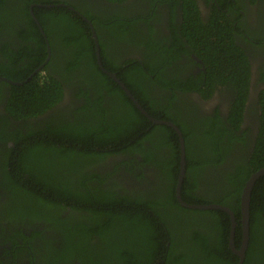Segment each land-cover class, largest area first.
Listing matches in <instances>:
<instances>
[{
	"label": "trees",
	"instance_id": "trees-1",
	"mask_svg": "<svg viewBox=\"0 0 264 264\" xmlns=\"http://www.w3.org/2000/svg\"><path fill=\"white\" fill-rule=\"evenodd\" d=\"M6 1L0 0V5ZM13 1L22 4V10L19 11L24 14L26 20H29L28 28H23L19 36L31 41L27 46L29 61L24 65L26 72L18 75L29 76L30 72L42 65L48 58L49 46L51 58L40 72L24 84L14 87L13 102L9 104L12 113L18 119L34 118L59 103L64 93L62 80L58 78V74H51L47 70L53 61L59 58L63 59V66L67 70L64 74H60L61 77L64 79L68 72H79V83L91 87L98 102H92L88 92H84V87H81L82 93H85L89 102L86 106L79 107L77 111L81 113L80 116L86 112L90 118L80 119L79 115L73 112L75 115L73 120L64 119L61 122L51 120L44 128L39 124L36 125L38 130L31 129L24 132L16 127L12 133V141L17 147H21V150L17 152L15 161L10 163L12 169L6 172L7 187L13 196L8 210L9 216L17 218L20 217L16 215L19 213H37L39 216L34 218L45 220L51 227L62 231L65 241L73 245L74 250L80 254L81 264H175L173 259L178 257H182L183 260L191 259L194 264H238L239 257L229 247L230 215L221 210L186 208L178 201L176 187L181 170V144L178 133L165 124H154L150 121L123 89L99 67L95 41L88 23L82 22V18L77 13L66 7L35 6L51 4V0ZM33 4H35L34 15L41 23L47 38L38 26L33 13L30 12ZM197 9L196 0H188L185 17L189 21L195 19L189 24L196 23L190 27L188 34L190 42H188L207 64L210 76L209 90L217 79L235 78L245 82L247 60L231 39L233 30L227 26L224 28V33L219 32L217 16L214 14L210 22L205 23ZM15 12L11 10L9 15L19 19ZM117 27L112 29L116 34L120 33V30H125L124 26ZM101 46V53L104 54L103 42ZM127 62V65L123 63L120 67L118 64L110 63L113 67L122 69L120 77L123 82L152 117L173 120L182 131L188 163L182 187L183 200L192 204L225 205L235 212L239 220L240 196L244 186L252 173L264 167V130L262 129L263 133L249 166L240 168L226 166L228 170L224 171L221 177L217 175L222 180L213 183L215 188L226 190L225 193L205 198L196 192L200 187L199 178L202 169H205L204 165L207 162L215 166V174L220 173L219 166L223 161H217L218 154L216 157L213 155V160L205 159L200 151H194L197 146L194 142L197 137L198 143L203 144L208 137L213 136L209 132L197 133V130L193 129L194 124L188 125V122L185 124L173 116H162L149 111L150 105H147V108L146 102L142 101V99L144 101L150 99L146 91L142 92L149 77L148 70L145 73L143 64L136 58H131ZM162 63L159 59L152 58L145 60L144 64L153 71L156 65ZM237 64L240 65V70L234 69ZM244 70L246 73H243ZM67 78L72 80L71 75L65 79ZM191 87L199 88L200 83H195ZM101 88L106 90L108 95H112L113 101H117L110 102V105H114L111 109L107 110L101 106L103 95H97ZM199 91L205 92L204 89ZM247 95V90L241 88L238 98L246 99ZM150 103L155 104V102ZM94 106L99 108V112L89 115L88 110ZM116 108L122 110L119 117L113 111ZM103 109L107 116L102 113ZM234 114L236 112L232 111V120ZM38 133L44 135L37 137L33 140L34 144L27 146L29 141L27 139L36 137ZM6 136L4 135L7 139ZM107 150L111 154L123 153L133 157L141 154L144 163L149 162L159 168L163 173L164 182L159 185L160 189L157 190L156 197L131 198L129 194L119 197L113 189L107 192L99 191L98 188L95 190L88 184L95 181V175H99L97 171L81 176L76 185L71 184L72 179L69 176L82 174V170L76 172L73 168L79 169L85 165L83 163H87V166H97ZM45 156L48 157L42 165V157L44 159ZM237 158L233 161V165L240 161L239 157ZM41 168L45 171H41ZM49 169L53 170V173H49ZM35 170L46 172L48 178L44 179L45 174L34 175L32 172ZM27 173H32L33 184L24 180ZM28 184H31L30 187ZM45 190L54 196L56 201L43 197L41 193ZM78 197L81 203L84 202L86 205L82 209L79 208L81 211H86L80 215V218L88 223L95 220L93 221L95 224L78 225L60 218L70 201ZM79 206V204L70 205L72 208ZM259 211L264 213V176L256 182L252 196L251 215L252 221L255 216L256 225L251 229V245L244 264H264V216H260ZM102 217L105 221L100 223ZM104 226L126 234L122 239L116 233L118 237L110 241L104 234ZM94 235L102 237L104 241L91 243ZM240 239L241 231L237 228L236 240ZM107 247L111 248L110 255L104 253ZM163 260L166 261L162 263Z\"/></svg>",
	"mask_w": 264,
	"mask_h": 264
},
{
	"label": "flooded vegetation",
	"instance_id": "flooded-vegetation-1",
	"mask_svg": "<svg viewBox=\"0 0 264 264\" xmlns=\"http://www.w3.org/2000/svg\"><path fill=\"white\" fill-rule=\"evenodd\" d=\"M51 2L56 5L52 8L66 7L77 13L82 18V22L88 23L94 38L93 26L100 45L103 42L104 54L101 53V59L104 57L102 63L105 69L116 73L122 81L123 79L120 77L122 69L113 67V64H118V67L123 63L127 65V61L131 58H136L143 64L145 73L148 70L149 77H147L142 92L146 91L150 99L146 101L141 99L146 102L147 108V105H150L149 111L152 113L154 111L162 116H173L185 124L188 122V125L189 123L194 124L193 129L197 130L196 132L199 134L211 133L213 137H208V140H205L203 144L198 143V138H195L194 143L197 146L194 151H200L208 160H213V155L216 157L218 154L217 161H223L219 166L221 172L215 174V166L206 162L205 169H202L199 178L200 187L196 192L205 198L224 194L226 190L215 188L213 183L222 180L219 177L228 170L226 166L231 168L249 166L263 133L262 129L264 130V96H262L264 92V0H196L197 12L205 23H209L215 14L219 19V32L224 33V28L227 26L233 30L231 39L247 60V73L246 70L243 71L246 73L245 82L235 78L217 79L210 90L207 64L189 43L190 27L196 23L189 24L195 19L189 21L185 17L188 0H51ZM34 5H31V13L34 12ZM40 5L42 4L35 6ZM22 7L21 3L17 4L13 0H7L3 5H0V264H81L80 254L74 250L73 245L65 241L62 231L51 227L50 223L45 220L34 218V216H39L37 213H19L16 214L20 216L17 218L10 217L8 214L13 196L7 187L6 172L12 169L10 163L15 161L17 152L21 150V147H17L12 141V133L16 127L21 128L24 132L37 129L36 125L38 124L44 128L51 120L60 122L64 119L73 120L75 118L73 112L78 114L80 119L90 118L86 112L80 116L81 113L77 111L79 107L86 106L89 102L84 92H88L92 102H98L95 99L94 90L79 83V72L66 74L65 78L71 75L72 80L61 77L60 74H64L67 70L63 66V59L59 58L54 60L47 69L51 74H58V78L62 80L64 93L59 103L51 110L34 118L18 119L12 113L9 104L13 102L14 87L27 82L48 63V61L44 62L30 72L29 76L18 75L22 74L21 72H26L24 65L29 61L27 46L31 44V41L19 36V32L23 28H28L29 21L19 11L22 10ZM11 10L16 11L15 14L19 19L9 15ZM38 26L42 31L41 23ZM117 26H124L125 30H120V33L116 34L112 29ZM33 48L35 49V46ZM152 58L163 62L156 65L153 71L144 64L145 60ZM236 68L240 70V65L237 64L234 69ZM109 78L111 77L109 76ZM111 79L116 82L113 78ZM195 83H200V87H191ZM81 87H84L83 93ZM241 88L244 91L247 90L246 99L238 98ZM200 89H204L205 92L199 91ZM97 95H103L101 106L107 110L114 106L110 105V102H117L113 101L112 95H108L102 88L98 90ZM14 102L16 101L14 100ZM150 102H155V104L151 105ZM105 109L102 113L107 116ZM113 111L118 117L122 114L120 108ZM232 111L236 112L233 120L231 119ZM93 112H99V108L94 106L88 110L89 115ZM157 119L173 122L170 119ZM4 135H7V139ZM43 135L44 133H38L36 137H29L27 146L34 144L33 140ZM149 142L147 143L150 145ZM48 156H45L44 159L42 157V165L45 164ZM237 157L240 161L233 165V161ZM143 160L141 154L133 157L123 153L111 154L107 150L97 166H87V163H83L85 165L79 169L73 168L76 172L82 170V174H74L69 177L72 179L71 184L76 185L81 176L89 174L91 171H97L99 175H95V181L88 184L95 190L98 188L99 191L107 192L113 189L119 197L129 194L131 198L134 196L154 198L157 190L160 189L159 185L164 182L162 180L163 173L154 164L144 163ZM92 167L94 168L91 169ZM41 171H45V169L41 168ZM32 173L38 176L45 174L44 179L48 178L46 172L35 170ZM32 173H27L24 179L31 184H33ZM49 173H53V170L49 169ZM31 184L28 186L30 187ZM40 189L42 191V188ZM45 191L41 193L43 197L56 201L54 196ZM71 204L80 206L72 208ZM83 206L86 205L84 202L81 203L79 197L72 199L60 218L78 225L88 223L80 218V215L86 212L79 209H82ZM259 215L264 216V213L259 211ZM93 221L88 224H95ZM103 221H105L104 217L100 223ZM237 222V228H240L241 231V239L237 241L235 237V246L237 249H241L244 239L241 214ZM255 225V216L252 221V215H250V233ZM116 233L122 239L126 234L104 226V234L108 240L113 241L114 238H117ZM98 240L99 243L104 241L102 237L94 235L91 243L97 244ZM250 240L249 238L245 259L249 254ZM230 249L232 250L231 247ZM104 253L110 255L111 248L107 247L106 252L104 249ZM164 261L166 260H163L162 263ZM173 262L175 264H194L191 259L183 260L182 257L174 258Z\"/></svg>",
	"mask_w": 264,
	"mask_h": 264
},
{
	"label": "water",
	"instance_id": "water-1",
	"mask_svg": "<svg viewBox=\"0 0 264 264\" xmlns=\"http://www.w3.org/2000/svg\"><path fill=\"white\" fill-rule=\"evenodd\" d=\"M41 7H47V8H52L56 5L54 4H46V5H40ZM33 16L36 19V21L38 22V24L40 25L39 20L37 19V17L34 15ZM90 23L91 21L89 19H87ZM92 24V23H91ZM93 35L95 38V44H96V55H97V59H98V63L100 68L107 73L111 78H113L119 85L120 87L123 89V91L127 94V96L135 103L136 107L141 111L142 114H144L146 117L149 118L150 121H152L153 123H157V124H165L171 128H173L179 135V139H180V144H181V170H180V176L178 179V183H177V187H176V196L178 201L181 203L182 206L186 207V208H190V209H200V210H221L224 212H227L230 217H231V231H230V247L232 248L233 252L239 256L240 260L238 264H243L245 256H246V251L248 248V242H249V238H250V215H251V205H252V196H253V192H254V188H255V184L256 182L264 176V167L260 168L259 170L255 171L254 173H252V175L250 176V178L247 180L244 189L242 191V198H241V205H240V210H241V217H242V222H243V227H244V239H243V245L241 249H237L235 246V237H236V230H237V219H236V214L235 212L222 204H192V203H188L185 200H183L182 198V187L184 184V179H185V175H186V168H187V161H186V145H185V139L183 137L182 131L180 130V128L173 122L170 121H161L158 120L154 117H152L143 107V105L140 103V101L136 98V96L132 93V91L128 88V86L117 76L116 73H112L110 71H108L107 69H105L103 63H102V59H101V45H100V41L99 38L97 36L96 31L94 30L93 26ZM42 32L44 33L43 29ZM45 34V33H44ZM46 37V34H45ZM47 38V37H46ZM49 55L47 60L45 61V63L47 61L50 60V56H51V48L49 46ZM16 84H19L18 82H15Z\"/></svg>",
	"mask_w": 264,
	"mask_h": 264
}]
</instances>
